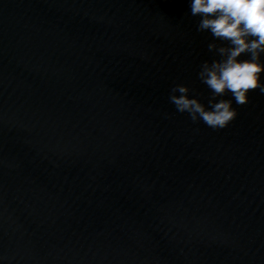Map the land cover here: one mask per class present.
Masks as SVG:
<instances>
[{
	"label": "water",
	"instance_id": "water-1",
	"mask_svg": "<svg viewBox=\"0 0 264 264\" xmlns=\"http://www.w3.org/2000/svg\"><path fill=\"white\" fill-rule=\"evenodd\" d=\"M190 4L0 0V264H264V94L176 110L219 43Z\"/></svg>",
	"mask_w": 264,
	"mask_h": 264
},
{
	"label": "clouds",
	"instance_id": "clouds-1",
	"mask_svg": "<svg viewBox=\"0 0 264 264\" xmlns=\"http://www.w3.org/2000/svg\"><path fill=\"white\" fill-rule=\"evenodd\" d=\"M190 9L191 16L200 17L197 31L219 41L207 46L217 58L203 62L197 74L210 96L206 107L189 98L187 86L177 84L169 100L193 123L202 120L212 129H222L237 116L232 100L245 106L250 91L264 94V0H191ZM229 95L232 100L223 99Z\"/></svg>",
	"mask_w": 264,
	"mask_h": 264
}]
</instances>
